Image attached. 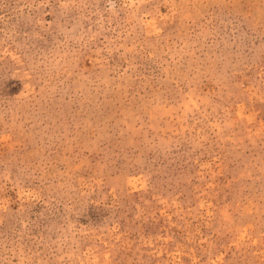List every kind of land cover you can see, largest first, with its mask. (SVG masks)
<instances>
[{"label":"rangeland","instance_id":"1","mask_svg":"<svg viewBox=\"0 0 264 264\" xmlns=\"http://www.w3.org/2000/svg\"><path fill=\"white\" fill-rule=\"evenodd\" d=\"M0 264H264V0H0Z\"/></svg>","mask_w":264,"mask_h":264}]
</instances>
